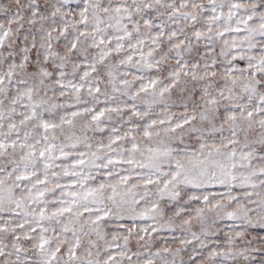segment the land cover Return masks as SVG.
<instances>
[{"label":"snow or ice","instance_id":"1","mask_svg":"<svg viewBox=\"0 0 264 264\" xmlns=\"http://www.w3.org/2000/svg\"><path fill=\"white\" fill-rule=\"evenodd\" d=\"M0 264H264V0H0Z\"/></svg>","mask_w":264,"mask_h":264}]
</instances>
